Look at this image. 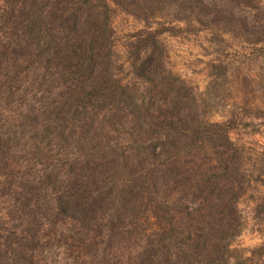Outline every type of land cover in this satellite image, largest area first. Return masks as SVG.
Segmentation results:
<instances>
[{"label":"trees","instance_id":"16d2710c","mask_svg":"<svg viewBox=\"0 0 264 264\" xmlns=\"http://www.w3.org/2000/svg\"><path fill=\"white\" fill-rule=\"evenodd\" d=\"M156 44L136 39L133 63ZM110 45L104 0H0V264H46L62 228L69 264H226L232 157L204 151L222 127L193 128L174 95L159 124L114 78Z\"/></svg>","mask_w":264,"mask_h":264},{"label":"rangeland","instance_id":"374dc122","mask_svg":"<svg viewBox=\"0 0 264 264\" xmlns=\"http://www.w3.org/2000/svg\"><path fill=\"white\" fill-rule=\"evenodd\" d=\"M104 2L114 78L145 96L144 107L155 111L159 124L174 119L176 110L165 106L174 95L194 111L189 116L193 128L222 127L219 135L206 129L204 151L208 159L215 151L232 157L226 177L238 190L233 201L237 234L227 239L223 259L226 264H264V0ZM146 33H154L156 47L133 63L136 39ZM162 78L170 85L166 98L153 95ZM224 132L229 147L221 146ZM65 233L58 229L45 239L46 264L68 262L64 257L71 244Z\"/></svg>","mask_w":264,"mask_h":264}]
</instances>
